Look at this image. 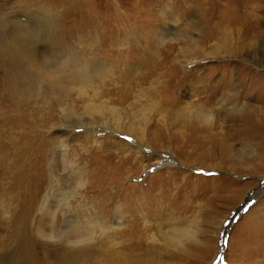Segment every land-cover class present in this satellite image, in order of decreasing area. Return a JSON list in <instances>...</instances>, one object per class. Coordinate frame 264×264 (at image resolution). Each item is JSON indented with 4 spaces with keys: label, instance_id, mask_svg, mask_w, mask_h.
Masks as SVG:
<instances>
[{
    "label": "rangeland",
    "instance_id": "1",
    "mask_svg": "<svg viewBox=\"0 0 264 264\" xmlns=\"http://www.w3.org/2000/svg\"><path fill=\"white\" fill-rule=\"evenodd\" d=\"M13 42L25 56L52 42L89 68L87 53L115 64V43L130 48L118 92L125 103L168 81L180 100L150 122L160 137L149 147L166 159L135 147L144 169L115 133L90 130L103 147L85 152L90 143L73 128L49 132L57 112ZM245 43L247 55L235 57ZM194 90L211 123L174 115L197 110ZM249 119L264 122V0H0V264H264V136L242 134ZM79 176L82 202L103 205L97 225L74 203ZM116 206L133 218L123 232L101 234ZM172 228L183 247L161 243Z\"/></svg>",
    "mask_w": 264,
    "mask_h": 264
},
{
    "label": "bare ground",
    "instance_id": "2",
    "mask_svg": "<svg viewBox=\"0 0 264 264\" xmlns=\"http://www.w3.org/2000/svg\"><path fill=\"white\" fill-rule=\"evenodd\" d=\"M206 38H208V36L204 32L202 40ZM24 45L25 44L18 42H13L11 44L14 52L19 56H22L24 60L28 62V66H30L36 75L38 87L42 88L44 96L50 100L51 108L57 112V115H53L50 120L49 132H55V135L64 137V135L67 134V129L69 131L70 128H73L75 131L74 136H80L79 141L82 138L84 143H90V146L86 148L85 152H88L92 146H96L97 149L103 147L102 141H99L96 136L90 135V130L94 129V133H96V130L106 131L108 133L112 132L117 135V137H114L113 141L124 144V141L127 140L126 142H128V144L126 145V148H128V150H125V156L135 157L141 165L144 164L146 160V158L143 160L142 157L139 156V151L142 149L145 151L147 150V152L150 153V159H152V161L155 160L156 163H160V159H166V154L159 155V153H157L158 155H154L151 150L152 147H149L153 143H157L160 137L157 130L154 131L150 129V122L154 115L165 118L168 106H174V103L180 105V100L179 97H174L175 91L173 88L175 87L168 90L166 89L170 84V81H168V83L163 84L161 89L155 88L152 93L140 95L134 102H130L129 104L125 103V99L122 98L118 92L121 90L120 82L123 78V69L130 61V55L132 53L130 48L115 43L117 49L112 50V52L116 53V55H113V57H115V64H109V60L106 59V56L102 55L100 51L87 53L89 54L88 63H92V68H89L87 65V59L82 58V55H76L70 49L53 50L55 45L52 42L44 44L40 42L36 44L35 48L30 52L31 56H25L28 53V49H26ZM98 45L99 43L97 44L95 42L91 43L89 47L96 48ZM99 47L101 48L102 46ZM249 47L250 44L245 43L244 49H238L237 52H234L235 57L238 55H247L245 54V50ZM50 49H52V51ZM109 58L112 57L109 56ZM183 63L189 66L192 65L190 61H184ZM197 83L199 84V81ZM218 85L219 84H217V86ZM201 88L207 89V86ZM205 89H202V91ZM216 90L218 91V88L214 91ZM192 97L196 101V104L201 108L197 107V110H192V112L190 110H180L179 108V110L173 111L175 113L174 115L177 118L181 117L183 119H189L190 116L193 115L195 119L200 120L203 124H208L214 121L215 118L211 112L205 110L202 101L203 99H201L198 92L194 90ZM74 117L77 119L76 122L73 123L71 119ZM58 123L61 125H58ZM245 124L246 127L244 126L245 129L243 130V135H257L255 137L264 136L263 121H259V119H249ZM75 140L77 139H71V141ZM108 140L110 139L108 138ZM214 144L216 143H213V145ZM79 145L81 146L82 144ZM135 147H138L140 150H136ZM69 148L70 146L68 143L65 144V142L59 147L60 155L63 158L66 156ZM121 148L123 147H120L119 149ZM142 166L144 169L146 168V165ZM79 174L83 173L79 172ZM85 185H87L86 181L82 180V176H79L77 185L75 186L78 199L74 200V203L80 205L79 209L82 214L80 216H86L85 220L88 223L92 222L93 224H96L97 220H99V222L105 221L104 215L102 214L103 205L100 208L99 203H94L93 206H90L88 205V201L85 203L82 202ZM108 198L110 199V196H108ZM67 203L69 204V202ZM77 213L78 214L72 216L76 217L79 215V212ZM138 215L139 216L137 217H140L145 223L149 222L146 213L143 211H138ZM128 216L132 217L130 213L123 214L119 207L116 206L113 216L111 217V225L108 229H101V234L115 236L118 233L123 232L126 228L125 221ZM102 223L104 224V222ZM177 233V230L172 228L168 232L160 235L159 239L165 246L171 248H174L175 246L183 247V240L180 241V236H177ZM79 240H81V238ZM115 264L135 263L133 259H129L120 260L119 262L117 261Z\"/></svg>",
    "mask_w": 264,
    "mask_h": 264
}]
</instances>
